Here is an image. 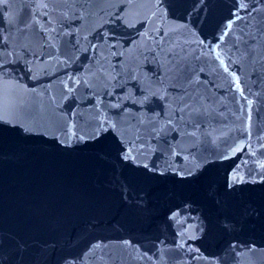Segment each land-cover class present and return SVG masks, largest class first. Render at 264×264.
Here are the masks:
<instances>
[{
	"label": "water",
	"instance_id": "water-1",
	"mask_svg": "<svg viewBox=\"0 0 264 264\" xmlns=\"http://www.w3.org/2000/svg\"><path fill=\"white\" fill-rule=\"evenodd\" d=\"M0 264H264V0L0 3Z\"/></svg>",
	"mask_w": 264,
	"mask_h": 264
},
{
	"label": "snow or ice",
	"instance_id": "snow-or-ice-1",
	"mask_svg": "<svg viewBox=\"0 0 264 264\" xmlns=\"http://www.w3.org/2000/svg\"><path fill=\"white\" fill-rule=\"evenodd\" d=\"M5 2V0H0V3H4Z\"/></svg>",
	"mask_w": 264,
	"mask_h": 264
}]
</instances>
